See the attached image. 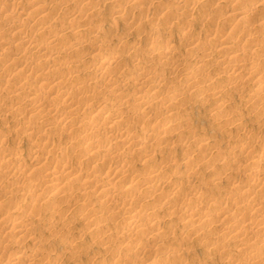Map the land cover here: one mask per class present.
Here are the masks:
<instances>
[{
  "label": "rangeland",
  "instance_id": "374dc122",
  "mask_svg": "<svg viewBox=\"0 0 264 264\" xmlns=\"http://www.w3.org/2000/svg\"><path fill=\"white\" fill-rule=\"evenodd\" d=\"M110 1L49 0L52 7L55 6L60 10L58 14L47 15L45 19L48 24L52 25L51 34L58 37V42L55 46L51 45L42 52L34 50L30 46L31 44L25 45L23 42L19 44L7 32V23L14 18H18L15 14L0 16V46L3 45L7 48L15 44L14 49L19 50L23 56L21 60L15 59L11 62L3 60V62H0V143L7 147L3 154H0V161L4 162L6 158L14 154L10 147H15L16 152L21 155L36 149L33 145L34 140L29 135L30 128L37 131V136L43 137L55 145L65 146L68 142L79 144L87 138L85 135H79L77 129L74 128L69 130H59L55 127L43 128L41 122L44 120V115H40L34 110V108H37L36 106L40 105L51 110L50 116L53 115L56 119L64 118L65 115L79 106L83 99H86L85 102L94 105L98 109L109 106L106 108H111V110L122 114L125 112L120 110L123 108L118 104L126 98H118L116 95L119 92H116L112 85L102 80L103 72L93 70L96 60H93L90 56L100 48L98 46L92 48L91 46L94 44L89 43L90 45L81 47L75 52L65 53L63 50L66 46L89 40L95 30L101 29L102 36L98 45L113 44L115 47L114 56L121 60L118 66L104 72L109 71L113 78L125 79L131 72L127 66L131 62L140 66L149 51L151 43H155L158 38L163 41H172L174 44V49L170 54L172 62L157 65L158 62L153 61L145 63L144 68L139 67L140 69H138L136 65L132 68L136 73L155 74L159 77L158 88L164 94L162 100L169 95L181 97L172 113L180 119H184L185 123L182 126L184 130L178 129L176 133H173L175 144L168 147L172 160L167 163L168 171L159 174L157 177L161 180H168L171 184H182L179 186L180 193L166 197L177 205L175 206V214L173 215L170 212L165 214L163 211L156 215L160 220H167L168 217H172L169 227L173 232H161L159 238L150 241L151 236L149 234L143 233L137 237H139L140 243L150 249V253L158 257L156 260L159 262H172L174 264H243V257L236 253L239 248V239L233 237L232 239H224V232L222 231V233L218 228L227 222H229L227 225H230L231 229L236 228L239 224L234 223V221L239 218L238 213L230 211L224 217L218 218L216 220L218 222L215 221L216 223L207 227L215 233L213 235L216 238L215 245H223L224 247L215 252L209 249L210 244H213L212 241L208 243L210 239L205 241L200 240L197 235H186L185 228L192 222L185 223V221H182L183 217L180 213L186 207L196 210V212L199 211L200 215L213 211L205 206L194 207L198 202L205 203L207 201L195 200L196 197L193 192L195 193L198 190H193L194 187L198 189L214 187L216 192L211 194V198L220 200L219 196L223 195L227 203L222 206L237 201L246 203L249 195L250 197L257 196L259 200L264 201V183H259L257 189L253 186L255 181H251L249 176L244 175L243 166L236 167L238 164L243 163L242 160L246 161L257 152H260L257 146L264 137V118L261 117L262 121H259L254 108L246 105L241 99L242 95L250 92V84L243 83L244 80L238 82L245 76V71L237 74V82L229 79L233 77V74H230V68L223 63V60H228L229 57L227 54L221 55L219 53L217 48L219 41L213 35L214 33H220L222 26L217 21L213 23L212 21L224 14L231 7L230 4L233 0H200L197 8L185 15L180 14L177 6L179 0H153L152 2H144L145 4L141 5L133 0ZM4 2L5 0H0V4ZM29 2H25L23 5ZM117 4L119 5L116 7ZM115 9H126L128 11L127 17H125L126 20L115 17L113 15ZM95 10L100 13V16L91 15ZM165 11L168 12L167 16L162 14ZM73 12L88 15L87 19L70 17V13ZM202 18L206 20H201ZM29 21L30 19H26L20 22L25 28V32L22 34L23 40L34 42V45L38 47L44 46V43L46 45V38L40 34L42 30L40 24H31ZM255 25L256 21H252L244 25L242 29L253 28ZM180 28L188 34L187 37H190V40L182 39ZM36 29L38 30L34 32ZM261 36L260 32H256L248 35L247 38H260ZM119 39H121L120 43L118 42ZM256 47L260 49L261 53L264 52V37L262 44ZM236 49L245 54L244 42L237 43ZM56 56H59L57 60L45 64V60H50ZM184 58H186L185 66L175 68L176 60L184 61ZM201 60H205L208 65L202 71L197 72L205 74H201L199 82L190 87L182 79L183 73L193 70ZM23 61L26 62L22 64L26 72L22 74L21 71L15 76L10 75L15 71L17 65ZM44 72H49L50 75H63L68 79H65L66 82L64 80L63 83L41 79V74ZM215 75L218 76L219 80L212 81L211 77ZM149 84L128 86L126 87V94L132 89L141 88L146 90ZM212 88L225 91L227 97L223 100V106L227 109L226 116L223 115L220 118L216 116V111L213 110L214 101L210 98L197 99L202 90ZM51 90H62L68 94V98H59L52 94ZM10 95H16L17 97L11 101L8 99ZM162 100L158 104H161ZM16 104L19 109L14 111L13 107ZM236 110L239 111L242 118L239 127L235 125V118L230 115L232 111ZM148 116L149 114L144 112L143 119L137 118L135 120L131 116L127 118L125 125L130 135L139 134L142 131L144 119H148ZM75 120L79 124L84 123L88 120V115L81 113ZM189 131L194 134L192 139L183 136V132ZM102 132L103 130H100L97 133ZM184 139H186L185 144L189 149L185 150L182 147ZM153 141V139L150 140V142ZM194 141L212 142V147L207 152L209 154L203 157L204 151L195 150L194 147L191 149L190 145ZM239 141L243 143L244 147L238 150L235 149L234 145ZM110 143L109 140L104 141L98 149L102 150L110 146ZM117 148L119 151H133L137 146L121 143ZM37 150L48 158L45 159L48 162H65L80 173L76 177L65 181L66 189L70 193L67 197L62 198L57 194L51 199L54 208L44 204L42 197L48 192V187H46L48 181L57 173H60L56 169L48 174L50 170H46V165L35 167L34 171L25 179L8 181L10 185L0 190V198L2 193L11 192L15 200L14 206L35 203L37 208L28 213L29 227L23 233L25 236L17 240L16 234L4 229V226L8 223L7 221L11 220L8 219V215L13 205L7 207L8 203L4 202L5 199L0 201V205L3 206V209H0V246L2 244L6 245L7 250L5 253L20 250L27 255H33L32 260H22L21 264H128L129 262V264H140L142 255L140 252H135L133 238L129 241H123L124 237L121 233L105 244H102L100 240L110 232L122 231L125 223L128 222V215L120 214L121 211L118 208L122 206L125 199H135L144 187L138 186L133 193L123 194L124 177L116 181H109L104 174L99 178L98 186L110 183V186L114 189L113 196L109 197L112 199L108 203H103L98 196L90 193V191L86 192L87 199L84 201L73 198L72 193L79 191V181L83 179V175L90 173V171L95 172L94 159H77L71 151L66 155H59L49 150V148L39 147ZM221 152H225L227 155L218 157ZM185 153L198 159L195 161L196 167H198L195 168L196 172L188 178H184L187 175L184 172L190 167L180 164V158ZM144 154L147 155L144 164L136 163V159H127V164L131 167L133 176L152 171L155 165H160L159 149L155 150L150 146V148L145 149ZM205 159H210V165L205 164ZM107 161L113 165L120 162L117 159H107ZM92 166H94L93 169ZM175 170L181 171L184 177L169 179L170 174ZM213 171L217 173L216 178L211 175ZM5 181L7 179L0 178V185ZM30 185H34L33 188H35L36 194L28 196L26 187ZM235 185L251 194L245 196L247 193L245 192L241 196L230 195V188ZM165 190L164 188L159 193ZM150 196H145L144 202L139 203L136 207L137 215L143 227L150 224L147 209L159 203ZM186 198H189V203L183 202ZM64 199L68 201L62 203ZM92 207L97 208L98 213L91 217L97 220L98 216L99 222L106 228V232L98 237L85 233V225L81 221L72 220L78 213L87 215L88 210ZM51 210L57 214L51 215ZM259 210H264V207ZM48 222H52V228L47 226ZM247 228L248 226L242 223L240 226L241 231L236 236L243 235L245 230H248ZM250 237L252 236L246 234V236L240 238L249 240ZM78 239L82 240L79 246L67 248L72 241ZM181 240H183L182 244H180ZM252 240L257 242H252ZM249 241L251 242L247 244L248 249L261 251L262 263L255 264H264V249L262 243L259 242L260 237ZM14 242L18 243L15 245ZM129 242L130 244H128ZM175 255L178 257L175 258ZM3 258H5L4 253L0 257V264H2ZM153 262L154 260H149L147 264Z\"/></svg>",
  "mask_w": 264,
  "mask_h": 264
},
{
  "label": "bare ground",
  "instance_id": "6f19581e",
  "mask_svg": "<svg viewBox=\"0 0 264 264\" xmlns=\"http://www.w3.org/2000/svg\"><path fill=\"white\" fill-rule=\"evenodd\" d=\"M5 0L4 3L0 4V16H7L11 13L15 14L16 17L12 19L9 23H7V32L19 42H23L26 44H31L30 46L39 52L45 51L52 46H55L58 42V37L51 34L52 25L48 24L45 19L48 16L53 14H58L60 12L55 6H51L49 4V0ZM78 1V0H74ZM111 1H119V0H111ZM110 1V2H111ZM138 3V5L145 4L146 2H152L153 0H133ZM226 1V0H225ZM229 1V0H228ZM232 1V0H230ZM25 2H29L26 5H23ZM145 2V3H144ZM200 4V0H179L177 2V6L180 10L181 15H185L186 13H190L194 11L197 6ZM119 4L116 5V7ZM231 7L225 11L220 17L216 18L213 22L217 21L222 26V31L220 33H214L213 35L218 39L219 44L217 48L219 49V53L221 55L227 54L228 60H223L224 64H226L230 68V74H233V77L229 78L231 81L237 82V78L239 72L245 71V76L242 77L238 82L244 80L243 83L250 84V92L242 95L240 98L243 102L253 107L255 110V114L259 121H262L261 117L264 118V52L261 53L260 49L256 46H260L263 42L264 37V0H233L231 2ZM126 9H115L113 15L117 18L127 17ZM163 15H168V12L165 11L162 13ZM92 16H100L98 11H93ZM88 15H81L77 12L70 13V17H82L84 20L87 19ZM68 17V18H70ZM26 19H30L31 24H40L41 31L40 34L44 36L47 40V44L44 46H35L34 42H30L27 40H23V33L25 32V28L21 21H25ZM201 20H206L202 18ZM44 23H40L43 22ZM252 21H256V25L253 28L242 29L244 25L249 24ZM36 29L34 32H36ZM181 30V28L179 29ZM256 32H260L262 36L260 38H247L248 35H252ZM76 33V31H74ZM101 29L95 30V33L89 38V40L80 41L74 45H68L64 48V52H75L79 50L81 47H85L91 44L92 48L98 46L100 49L90 57L93 60H96L95 69L96 72H103L102 80L110 84L114 87L116 92H119L116 96L118 98H126L122 100L118 105H120L125 111L123 114L121 112H116L111 110V108H106L109 106H104L105 108H96L94 105L85 102L86 99H83L81 104L74 108V110L70 111L69 114L65 115L64 118H55L50 116L51 110L36 106L34 108L36 112L40 115H44V120H42L41 124L44 126L43 128L55 127L59 130H69L74 128L79 135H85L87 138L84 139L83 142L77 143H67L65 146H61L60 144H52L49 140L44 139L43 137L37 136V131L33 128H30L29 135L34 140L35 150H31L27 152L25 155L18 154L16 152L15 147L12 148L13 155L8 157L3 161H0V178H5L7 181L2 182L0 185V190L9 186L10 183L8 181H17L23 180L25 177L30 175L35 167L47 166L46 170H50L49 173L56 169L60 173H57L52 179L48 181V192L42 197V202L46 205H50L54 208V203L51 199L55 195H59V197H67L70 193L66 189L65 181L69 178L76 177L80 172L75 170L73 167L68 166L65 162L54 161L48 162L45 159H48L44 155L40 154L37 148H49V150L54 151L59 155H66L69 151L75 154L77 159H94L93 163L95 166V172L90 171V173H86L83 175V179L79 181L80 189L78 192L72 193L73 198H78L80 200H85L86 192L93 193L95 196H98L99 199L103 201V203H108L109 198L113 196L114 189L110 186V183H106L104 185L98 186L99 178L104 174L109 181H116L121 177H124V184L122 186L123 194H130L137 189L138 186H143V191H141L135 199H125L122 206L119 207L118 210L121 211L120 214L128 215V222L125 223L122 231L110 232L104 236L100 240L102 244H105L107 241L118 237L121 233H123V241H129V239L133 238L135 252H140L142 257L140 258V264H147L149 260H154L153 263L150 264H174L172 262H159L156 259L158 257L152 253H150V249L146 247L143 243H140L139 237L143 233L149 234L151 237L149 239L152 240L154 238H159L161 232L169 231L168 233L173 232V230L169 227V224L172 220V217H168L167 220H160L156 216L158 213L163 212L168 214H175V206H177L170 198H166L169 195H176L180 193V185L182 183L171 184L168 180L158 179V175L167 172L168 166L167 163L172 160V155L169 152L168 147L171 144H175V138L173 133L179 129H183L184 119H180L177 115L172 113V110L176 107V103L179 101L181 97L169 95L165 98L163 91L158 88L159 77L155 74H143L136 73L132 67H136L138 69L144 68V64L147 62H158L157 65H162L166 63L172 62L170 58V54L174 49V44L172 41H163L161 39H156L155 43H151L149 46V51L147 55L143 58V63L138 66L137 64L131 62L127 67L131 71L129 76L125 79H120L119 77H114L110 75L109 71L104 72L107 69H111L112 67H116L119 65L121 60H118L117 57L114 56V45L113 44H104L98 45L101 40ZM186 32L181 30V37L183 40H190ZM121 39L118 40L120 43ZM244 42L245 44V54L240 53L236 49L237 43ZM15 45V44H14ZM14 45L5 48V46H0V62H11L13 60H21L22 54L19 50L14 49ZM20 47V46H19ZM59 56L51 58L50 60H45V64L49 62H54L57 60ZM180 59V58H179ZM177 59L175 68H181L186 64V58L184 61ZM222 62V61H221ZM23 63L25 61L19 63L17 67L14 69L10 75H17L19 73L24 74L26 70L23 68ZM136 65V66H135ZM208 64L205 60H201L199 65L195 67L190 72L183 73L182 79L186 82L190 87L195 86L199 80L201 79V74L197 71H202ZM217 77V78H215ZM236 78V79H235ZM41 79L51 80L56 83H63L65 79L63 75H56L48 72H44L41 74ZM211 80H219L218 76L211 77ZM66 82V80H65ZM143 83H150L147 86L146 90H142L141 88L132 89L127 94L128 86L141 85ZM127 85V86H126ZM240 85V84H239ZM157 87V88H156ZM52 94L58 96L59 98L67 99L68 94L64 91H56L51 90ZM149 92V94H147ZM17 96H9L8 99L13 101V98ZM227 97L224 90H216V89H204L201 93L198 94V100H205L210 98L214 101L213 110L216 111L217 117L226 116L227 109L223 106V100ZM162 100L161 104H158L159 101ZM87 101V100H86ZM18 104V103H17ZM13 107V110H18V105ZM161 105V106H159ZM157 107V109H156ZM144 112L149 114L148 119H144L142 126V131L139 134H131L125 125L127 118L131 116L136 120L143 119ZM86 113L88 115V120L84 123H77L75 118L81 114ZM231 117L235 118V125L239 127L240 122L242 121L241 115L239 111H232L230 113ZM250 124V123H249ZM254 124V123H253ZM243 125V123H242ZM225 126V124H224ZM254 126V125H253ZM77 127V128H75ZM252 127V126H251ZM100 130H103L102 133H97ZM93 132V133H91ZM192 131L183 132V136H187L188 139L193 138ZM181 137V136H180ZM153 139V142L150 140ZM109 140L110 146L105 147L102 150H99L98 147H101V144L104 141ZM121 143H129L130 145H136L137 148L133 151L122 150L119 151L117 146ZM186 139L182 141V147L186 150L189 149L186 146ZM212 142H201L194 141L190 148L194 147L195 150L204 151V156L208 155L207 153L209 149L212 147ZM105 146V145H104ZM159 149L160 152V165H155L153 170L133 176L131 173V167L127 164V159H136V163L144 164L147 160V155L144 154L146 148ZM235 149H242L244 147L242 142H236L234 145ZM260 152H257L254 156L249 159L242 160L243 163L238 164L236 167H242V171L245 176H249L251 181H255L253 186L257 189L259 188V183H264V137L263 140L260 141L259 146ZM7 149L2 143H0V154ZM120 149V148H119ZM183 154L180 158V164L189 166L190 168L184 172L187 174L184 177V174L181 171H174L170 174L172 179L177 177L180 178H188L192 176L196 171V162L198 159L191 157L190 155ZM0 155V156H1ZM227 154L225 152H221L218 154V157H225ZM230 157V155H228ZM107 159H117L118 164H110ZM126 159V160H125ZM210 159H205V164H209ZM239 161V160H238ZM50 163V164H49ZM96 163V164H95ZM50 168H49V165ZM94 166L91 168L93 169ZM13 168V169H12ZM90 168V169H91ZM212 177L216 178V171L212 172ZM215 180V179H214ZM34 185H30L26 187V192L28 196L30 194H36ZM166 189L164 192L159 193L160 190ZM193 190H198L197 192H193L196 199L195 200H207L205 203L198 202L194 207L205 206L213 210L211 213L200 215L199 211L192 210L191 208H184L180 211L182 213V221L192 222V224L187 225L185 228V233L197 235L200 240H209L208 243L212 241L213 244H210L209 249L212 251H218L223 249V245H215L216 238L213 237L215 234L213 231L209 230L207 227L211 224H214L218 221V218L224 217L230 211H234L239 214V218L234 223H238L239 225L236 228L231 229L230 225L227 223H223V225H219V231H223L225 234L224 239H239L237 254L243 257V264H255L262 263V255L261 251L259 252L257 249L250 250L248 249V242L250 239H256L260 237V241L262 243V248L264 249V210L260 211L264 207V201L259 200L256 196H251L249 192L243 191L241 187L237 185L230 188L229 194L232 196H241L243 193L247 192L245 196L249 195L246 203L237 201L231 202L229 205L222 206L226 202V199L223 195H220V200H214L211 198V194L216 192L214 187L208 188H197L194 187ZM249 190V188H248ZM251 190V188H250ZM202 191V192H201ZM201 192V194H200ZM152 197L154 201H158L157 205L151 206L147 209L149 212L148 218H150V224H146L143 227L139 216L137 215L136 207L139 203H143L145 196ZM21 198V197H20ZM209 198V200H208ZM5 199V200H4ZM69 199V198H68ZM7 202V207H10L15 202L14 197L11 192L2 193L0 201ZM33 200V199H32ZM225 200V201H224ZM41 201V199H40ZM67 199L62 200V203L67 202ZM189 198H186L183 202L187 203ZM102 203V204H103ZM189 203V202H188ZM1 206V205H0ZM88 207V205L86 204ZM149 206V205H148ZM185 206V205H184ZM96 207V206H95ZM92 207L88 210V214L84 215L83 213L74 217L75 221H81L85 225L84 231L94 237L100 236L102 233L106 232V228L103 224L99 222V218L97 216V220H95L92 215H96L98 213V209ZM223 207V208H222ZM12 210L9 212L8 219L4 229L10 233H14L17 236V240L21 239L25 230L29 227V212L36 210L35 203H31L28 205H16L11 207ZM3 209V206L0 207ZM260 211V212H259ZM146 212V213H147ZM55 212L51 210V215ZM57 213H55L56 215ZM54 215V216H55ZM181 215V214H180ZM53 216V217H54ZM229 219V217H227ZM231 220V219H229ZM216 221V222H215ZM253 221V222H252ZM245 224L248 226V230H245L243 235L241 236H252L249 240L241 239V236H236L237 233L241 231V224ZM47 226L52 228V222H48ZM149 230V232H148ZM81 237V236H80ZM223 239V240H224ZM15 240V241H17ZM219 241V239H218ZM82 240L78 239L72 241L67 248H74L81 244ZM252 242H257L256 240H252ZM18 242H14L16 245ZM183 243V240L180 241V244ZM130 244V242L128 243ZM127 244V245H128ZM7 247L5 244L0 246V257L4 253L5 258L2 260V264H21L22 260H32V254H25L20 250L16 252H8L5 253ZM114 253V252H113ZM175 258L178 256L175 255ZM57 259V258H56ZM195 262V261H193ZM130 263V262H129ZM128 263V264H129Z\"/></svg>",
  "mask_w": 264,
  "mask_h": 264
}]
</instances>
